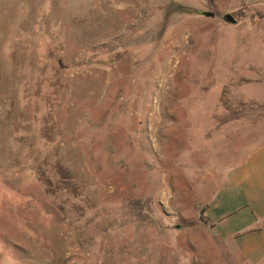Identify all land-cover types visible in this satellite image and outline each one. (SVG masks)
<instances>
[{
    "label": "rangeland",
    "instance_id": "374dc122",
    "mask_svg": "<svg viewBox=\"0 0 264 264\" xmlns=\"http://www.w3.org/2000/svg\"><path fill=\"white\" fill-rule=\"evenodd\" d=\"M262 142L264 0H0V264H248L205 211Z\"/></svg>",
    "mask_w": 264,
    "mask_h": 264
},
{
    "label": "crops",
    "instance_id": "0c3cea01",
    "mask_svg": "<svg viewBox=\"0 0 264 264\" xmlns=\"http://www.w3.org/2000/svg\"><path fill=\"white\" fill-rule=\"evenodd\" d=\"M205 215L248 264H264V142L229 169Z\"/></svg>",
    "mask_w": 264,
    "mask_h": 264
},
{
    "label": "water",
    "instance_id": "95a60500",
    "mask_svg": "<svg viewBox=\"0 0 264 264\" xmlns=\"http://www.w3.org/2000/svg\"><path fill=\"white\" fill-rule=\"evenodd\" d=\"M204 15L206 16H213V12L211 11H204L202 12ZM224 19L227 21V22H235V18L230 14V13H227L224 15Z\"/></svg>",
    "mask_w": 264,
    "mask_h": 264
},
{
    "label": "trees",
    "instance_id": "16d2710c",
    "mask_svg": "<svg viewBox=\"0 0 264 264\" xmlns=\"http://www.w3.org/2000/svg\"><path fill=\"white\" fill-rule=\"evenodd\" d=\"M177 8H179V6ZM179 9H181V8H179Z\"/></svg>",
    "mask_w": 264,
    "mask_h": 264
}]
</instances>
